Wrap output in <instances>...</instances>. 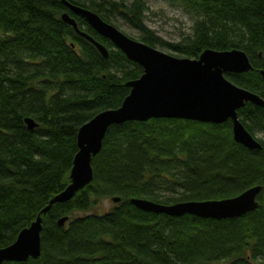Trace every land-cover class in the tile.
Segmentation results:
<instances>
[{
	"label": "trees",
	"instance_id": "trees-1",
	"mask_svg": "<svg viewBox=\"0 0 264 264\" xmlns=\"http://www.w3.org/2000/svg\"><path fill=\"white\" fill-rule=\"evenodd\" d=\"M67 1L115 26L122 20L139 41L174 56L241 49L252 69L225 76L264 99V0H168L192 20L177 41L146 25L147 0ZM64 12L107 47L108 57L62 19ZM142 73L63 0H0V248L70 183L78 129L118 108L130 92L127 82ZM238 116L262 148L235 141L230 119L111 124L92 158L93 179L41 215L40 256L3 264H264V137H257L264 135V106L246 102ZM255 185L261 186L257 207L234 218L170 216L131 202L224 199ZM115 196L120 201L110 209L91 211Z\"/></svg>",
	"mask_w": 264,
	"mask_h": 264
},
{
	"label": "water",
	"instance_id": "water-1",
	"mask_svg": "<svg viewBox=\"0 0 264 264\" xmlns=\"http://www.w3.org/2000/svg\"><path fill=\"white\" fill-rule=\"evenodd\" d=\"M63 3L72 13L83 17L98 34L121 49L128 59L140 64L143 73L137 79L127 82L130 92L118 108L100 111L78 129V151L70 170V183L51 198L36 219L19 232L13 243L0 248V264L40 256L41 215L47 213L53 204L70 200L93 179L92 158L100 151L111 124L128 120L145 121L150 118H179L209 123H223L230 119L235 141L248 148H262V144L240 121L238 110L246 102L264 106V99L257 93L234 84L225 76L226 72L242 73L252 69L243 50L205 49L198 58L174 56L128 36L88 8L67 0H63ZM61 17L108 57L107 47L80 30L69 13L64 12ZM261 74L264 79V70H261ZM25 122L29 129L37 125L29 117ZM260 190L261 186L255 185L230 198L172 204H162L146 198H132L131 202L145 211L170 216L192 214L203 218H234L257 207ZM111 200L117 203L120 197L115 196ZM66 220L67 217L59 218L58 223L64 225Z\"/></svg>",
	"mask_w": 264,
	"mask_h": 264
},
{
	"label": "rangeland",
	"instance_id": "rangeland-1",
	"mask_svg": "<svg viewBox=\"0 0 264 264\" xmlns=\"http://www.w3.org/2000/svg\"><path fill=\"white\" fill-rule=\"evenodd\" d=\"M149 11L146 13L145 23L154 30L157 35L165 40L177 41L183 38L190 31L192 23L190 15L180 6L172 4L168 0H147ZM117 28L128 36L139 40L138 31L119 19L116 22ZM160 50L169 52L166 48L157 47ZM257 137H264L262 133ZM114 202L110 198H101L96 207L92 208L93 212H103L110 209Z\"/></svg>",
	"mask_w": 264,
	"mask_h": 264
}]
</instances>
